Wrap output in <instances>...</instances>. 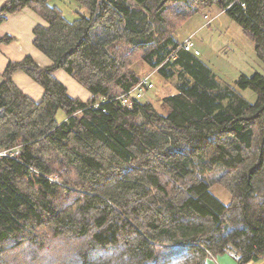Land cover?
Segmentation results:
<instances>
[{"label":"trees","instance_id":"16d2710c","mask_svg":"<svg viewBox=\"0 0 264 264\" xmlns=\"http://www.w3.org/2000/svg\"><path fill=\"white\" fill-rule=\"evenodd\" d=\"M75 1L74 20L53 0L0 7V22L25 7L44 18L34 44L53 62H10L0 85V264L263 259L264 73L227 82L177 33L216 6L264 65V0ZM139 62L175 79L177 93L123 104ZM18 70L43 87L41 100L15 83ZM58 70L91 97L71 96Z\"/></svg>","mask_w":264,"mask_h":264},{"label":"crops","instance_id":"0c3cea01","mask_svg":"<svg viewBox=\"0 0 264 264\" xmlns=\"http://www.w3.org/2000/svg\"><path fill=\"white\" fill-rule=\"evenodd\" d=\"M5 1L7 0H0V7ZM201 14L204 16V22L198 25L192 34L189 35H193L195 37L198 34L202 37V40L198 41V48L201 52L200 57L203 54L200 42L203 41L204 43L210 44V47L214 49V51L220 50L219 52H224L225 50L226 53H223L224 56L232 62L231 67L238 71L234 75L235 79L242 73L252 74L257 70L256 68L258 65L261 67V64H258V61L257 63L253 61L252 56H250V58L248 55L245 56L242 54V52L233 51L229 48L228 46L231 42H229V39L224 33L218 29L212 30V28H214L212 24L225 14L224 11L218 9L216 6H213L203 11ZM206 14L208 15V19L205 17ZM37 24H46V21L40 14L30 7H25L15 13L6 14L5 19L0 22V39L8 35L13 37L11 42L2 43L0 45V85L3 82L4 72L10 62L20 61L26 56H32L41 66H49L53 63L52 59L34 44V27ZM209 26L210 28H208ZM189 36L185 37L182 41L186 40ZM212 56L216 55L209 54L208 56L204 55L203 58H201L215 71V66L211 62ZM236 58L241 61V64L237 62ZM59 72L60 71L58 70L55 75L60 81H62L58 76ZM13 79L15 83L33 99L37 101L42 99L44 95L43 87L24 71H16L13 74ZM73 97H80L83 100H87L91 97V93L83 90L81 96ZM210 259L212 260L213 257ZM262 260H264V258Z\"/></svg>","mask_w":264,"mask_h":264},{"label":"rangeland","instance_id":"374dc122","mask_svg":"<svg viewBox=\"0 0 264 264\" xmlns=\"http://www.w3.org/2000/svg\"><path fill=\"white\" fill-rule=\"evenodd\" d=\"M52 3L59 5V7L63 10L65 16L70 20H74L77 17L76 10L81 9L80 4L75 0H53ZM203 18L204 16L201 13H198L194 15L192 18H190L184 24V26L178 31L177 38L183 40L185 37L191 35L192 32L196 29V27H198V25L204 22ZM212 25L214 26L212 30L218 29L227 36L229 42H231L229 43L228 46L229 48H231L233 51L242 52V54H244L245 56L246 55H248L249 57L252 56L254 62L257 63L258 61V64H261V67L259 65L257 66L256 71H260L264 73V65L257 57L254 41L243 32L242 27L238 23L232 20L225 13L219 19H217ZM208 28H210V26ZM194 38L196 39L197 44L199 40H202V37L198 34ZM200 47L202 48L203 51V54L201 56L202 58L204 55L207 56L209 54L216 55V56H212L211 58V62L215 66L214 69L216 73H218V75L222 77L224 80H227V82H233L235 80L234 75L238 71L231 67L232 62L229 61L228 58L226 59V56H224L223 53H226L225 50L224 52L223 51L219 52L220 50L214 51V49L210 47V44L204 43L203 41L200 42ZM236 60L238 63L241 64V61L238 58H236ZM135 67L138 73L143 77L142 80L147 79L148 82L153 84L152 88H148L147 90L144 91L143 96L141 98L142 101H150L158 105L163 97L177 93V88L174 84L175 79L163 78L158 72H156L150 66L142 62L137 63ZM59 71L60 72L58 73V76L63 81V83L68 87L70 95L81 96L83 90L85 92L89 91L86 88H84L82 85H80L76 80H74V78L71 75H69V73H67L65 70H59ZM119 93L121 92L119 91ZM244 94L250 100L252 101L256 100V94L251 90L244 91ZM64 118H65V113L63 111H60L58 114V119L63 120ZM4 152L5 151H3V153ZM212 190L218 197L222 198L223 200L229 199V194L221 186H214L212 187ZM208 262H209L208 264H237L234 255L230 252L217 254L216 257H213L212 260L209 259ZM249 264H264V260L261 259V261L260 260L256 262L253 261L250 262Z\"/></svg>","mask_w":264,"mask_h":264},{"label":"built area","instance_id":"2783aa9c","mask_svg":"<svg viewBox=\"0 0 264 264\" xmlns=\"http://www.w3.org/2000/svg\"><path fill=\"white\" fill-rule=\"evenodd\" d=\"M205 17L206 19H208V15H206ZM183 45L186 50L194 52L196 55L201 54L200 49L198 48L197 41L193 36H189L186 40H184ZM152 87V83L148 82L147 79H143L133 89L128 92L122 93L119 98L122 100L123 104L132 106L134 100L141 99L144 91ZM4 154H6V152H4Z\"/></svg>","mask_w":264,"mask_h":264}]
</instances>
